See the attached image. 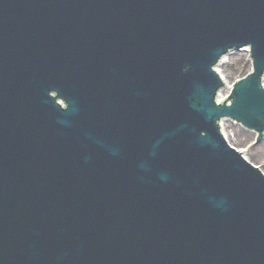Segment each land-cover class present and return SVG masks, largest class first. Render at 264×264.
Returning a JSON list of instances; mask_svg holds the SVG:
<instances>
[{
    "label": "water",
    "instance_id": "95a60500",
    "mask_svg": "<svg viewBox=\"0 0 264 264\" xmlns=\"http://www.w3.org/2000/svg\"><path fill=\"white\" fill-rule=\"evenodd\" d=\"M263 83L264 0H0V264H264Z\"/></svg>",
    "mask_w": 264,
    "mask_h": 264
},
{
    "label": "rangeland",
    "instance_id": "374dc122",
    "mask_svg": "<svg viewBox=\"0 0 264 264\" xmlns=\"http://www.w3.org/2000/svg\"><path fill=\"white\" fill-rule=\"evenodd\" d=\"M251 68L252 61L248 51L243 49L235 50L225 56L224 61H222L217 68L228 84L226 88L220 92V98L222 100H229L232 85L237 80L242 79ZM222 125L223 131H225L228 136L227 139L238 149L246 148L257 138L255 131L246 128L236 121L225 119ZM244 156L264 170V137L247 147Z\"/></svg>",
    "mask_w": 264,
    "mask_h": 264
},
{
    "label": "bare ground",
    "instance_id": "6f19581e",
    "mask_svg": "<svg viewBox=\"0 0 264 264\" xmlns=\"http://www.w3.org/2000/svg\"><path fill=\"white\" fill-rule=\"evenodd\" d=\"M243 50L248 51V48L246 47V48L243 49ZM224 59H225V57H223V58L221 59V61L219 62V64L216 66L217 68H218V66L221 64V62L224 61ZM217 68H216V69H217ZM217 70H218V69H217ZM219 73H220V72H219ZM220 75H221V73H220ZM221 77H222V79H224V77H223L222 75H221ZM224 82L226 83L225 79H224ZM225 85H228V84L226 83ZM222 90H223V89H222ZM222 90H220V92H221ZM220 92H219V96H217L218 99H220ZM222 130H223V125H222ZM223 133H224L225 137L228 138L226 132L223 131ZM245 151H246V150H243V153H245ZM243 155H244V154H243ZM246 158H247V157H246ZM263 168H264V167H263ZM261 169H262V168H261ZM262 170H263V169H262ZM263 171H264V170H263Z\"/></svg>",
    "mask_w": 264,
    "mask_h": 264
}]
</instances>
